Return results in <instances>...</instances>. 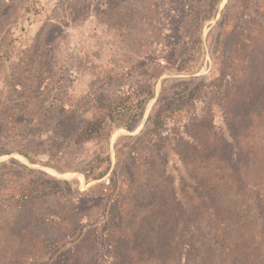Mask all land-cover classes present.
I'll list each match as a JSON object with an SVG mask.
<instances>
[{
    "label": "rangeland",
    "instance_id": "obj_1",
    "mask_svg": "<svg viewBox=\"0 0 264 264\" xmlns=\"http://www.w3.org/2000/svg\"><path fill=\"white\" fill-rule=\"evenodd\" d=\"M247 11L246 0H0V162H9L0 165V264H69L65 231L91 227L84 264H106L113 171L124 206L150 175L142 158L131 181L115 144L149 126L165 86L218 75L234 33L253 26ZM150 84L144 127L132 134L121 118ZM110 111L93 139L71 138Z\"/></svg>",
    "mask_w": 264,
    "mask_h": 264
},
{
    "label": "trees",
    "instance_id": "obj_2",
    "mask_svg": "<svg viewBox=\"0 0 264 264\" xmlns=\"http://www.w3.org/2000/svg\"><path fill=\"white\" fill-rule=\"evenodd\" d=\"M263 2L246 0L253 26L244 29L245 23L234 33L217 76L174 80L162 89L149 126L115 144L131 181L142 158L150 175L138 185L131 206H124L120 173L113 171V195L104 211L113 229L107 232L106 264H264ZM145 92L138 109L121 118L123 128H138L154 85ZM108 118L111 111L95 114L71 138L93 139ZM93 173L85 176L94 179ZM76 192L82 193L78 182ZM75 223L78 233L86 227ZM91 228L77 236L65 231L60 249L69 264L90 263L81 250Z\"/></svg>",
    "mask_w": 264,
    "mask_h": 264
},
{
    "label": "water",
    "instance_id": "obj_3",
    "mask_svg": "<svg viewBox=\"0 0 264 264\" xmlns=\"http://www.w3.org/2000/svg\"><path fill=\"white\" fill-rule=\"evenodd\" d=\"M143 127H144V122L142 121V123L140 124V126H139V128H138V131H136V132L128 131V132H130V133H132V134H136V133H138Z\"/></svg>",
    "mask_w": 264,
    "mask_h": 264
}]
</instances>
